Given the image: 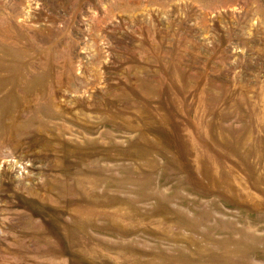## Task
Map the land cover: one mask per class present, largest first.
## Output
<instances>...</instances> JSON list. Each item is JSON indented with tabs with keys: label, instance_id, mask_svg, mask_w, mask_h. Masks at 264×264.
<instances>
[{
	"label": "rangeland",
	"instance_id": "374dc122",
	"mask_svg": "<svg viewBox=\"0 0 264 264\" xmlns=\"http://www.w3.org/2000/svg\"><path fill=\"white\" fill-rule=\"evenodd\" d=\"M0 264H264V0H0Z\"/></svg>",
	"mask_w": 264,
	"mask_h": 264
}]
</instances>
